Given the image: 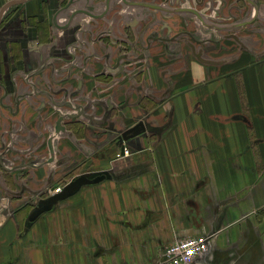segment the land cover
Listing matches in <instances>:
<instances>
[{
    "label": "crops",
    "instance_id": "0c3cea01",
    "mask_svg": "<svg viewBox=\"0 0 264 264\" xmlns=\"http://www.w3.org/2000/svg\"><path fill=\"white\" fill-rule=\"evenodd\" d=\"M107 1L27 0L0 23V264H157L200 235L209 249L196 264H264V0H133L196 9L210 26L257 14L234 28L251 33L231 35ZM78 10L99 17L71 19ZM80 168L68 183L107 177L23 219L19 186Z\"/></svg>",
    "mask_w": 264,
    "mask_h": 264
},
{
    "label": "water",
    "instance_id": "95a60500",
    "mask_svg": "<svg viewBox=\"0 0 264 264\" xmlns=\"http://www.w3.org/2000/svg\"><path fill=\"white\" fill-rule=\"evenodd\" d=\"M27 0H12L10 2H8L7 4H5L3 6V8L0 10V23L4 17L5 11L12 5L14 4H18V3H22L25 2ZM127 3L134 5V6H143L145 4L143 3H139V2H131L130 0H126ZM110 4V0L107 1V5ZM147 6H150V4H147ZM179 12H190L193 13L195 15H197L200 20L207 26H209L211 24L210 20L205 17L204 15H201L197 10L192 9V8H182L178 10ZM81 13H85L88 14L90 16H94V17H99V15L92 13L90 11L87 10H78L75 11L72 16L71 19L75 18L77 15L81 14ZM103 14H101L100 16H103ZM257 14H251L248 20H243V21H238V22H233V23H229V24H221V25H213L214 28L217 29H221V30H230L233 29L235 27H242L247 23L252 22ZM66 26V25H65ZM63 26V27H65ZM56 132L59 133L60 131H64L65 128L62 125V118L60 117L57 120L56 123ZM142 128L141 127H137L135 128V131L133 133L134 136L140 134L142 132ZM49 147L51 150V153H54V148H53V143H52V139L49 140ZM125 154V146L123 145L121 147V154L120 155H124ZM106 174L104 173H99V174H81L79 176L74 177L69 183H67L59 192H55L52 195L48 196L47 198H42L40 199V201L38 202L37 207L29 214L28 216V222L29 223H33L35 222L39 217H41L43 214L51 212L56 205H58L60 202L67 200L71 197H73L74 195H76L84 186L87 185H93V184H97L100 183L101 181L106 179ZM2 220L0 219V222Z\"/></svg>",
    "mask_w": 264,
    "mask_h": 264
},
{
    "label": "rangeland",
    "instance_id": "374dc122",
    "mask_svg": "<svg viewBox=\"0 0 264 264\" xmlns=\"http://www.w3.org/2000/svg\"><path fill=\"white\" fill-rule=\"evenodd\" d=\"M201 1V0H200ZM247 1V0H246ZM250 4H251V6H252V8H253V10L255 9L254 8V5H253V3L252 2H250ZM198 5H200V4H198ZM197 5V6H198ZM198 8H199V10H201L202 12L204 11V10H206V12L207 13H211V14H213V15H215L216 13H215V9L214 10H208V9H204L203 8V4H201L200 5V7L198 6ZM217 15H219L218 13L214 16V17H216ZM230 16H232V19H235V15H230ZM246 17H248V14H246L244 17H242V16H239L238 18H240L241 20L242 19H244V18H246ZM195 18V17H194ZM217 19H216V21H219L220 20V18L217 16L216 17ZM229 20H232L231 18H228ZM240 19H238V20H240ZM200 22V21H199ZM217 23H219V22H217ZM207 28V27H206ZM210 28V30H208V29H206V30H208L210 33H219V34H225V33H227V34H232V33H244V34H249L248 32H250V28H244V30L243 31H240V30H236V29H233V30H229V31H219V30H217L216 28H214V27H209ZM251 33V32H250ZM229 38H232V37H230V36H228ZM235 38V37H234ZM235 42L236 43H238V44H240V45H247V44H244V43H242V42H240V39L238 40V41H236L235 40ZM212 43L213 44H215L216 43V41L213 39V41H212ZM57 154V155H56ZM57 158H59L60 157V153L59 152H57L56 153V151H55V154H54ZM51 156V154H50V152H49V150H48V154H47V157H50ZM96 159L95 158H92V157H89V158H86V156L85 157H83V158H81V159H79L78 161H77V164H84V163H86L85 165H83L84 166V171H91L92 169H94V167H95V163H96V161H95ZM82 162V163H81ZM75 170V169H74ZM74 170H71V171H69V170H66V171H68V173L70 174H67V176H62V175H59L58 173H59V171L60 170H54L53 169V175H52V178L48 181V179H46L47 181H46V183H45V185H37V187H36V190H34V191H32V190H30V189H32L31 187H33V186H27V187H30L28 190L27 189H24V190H21L22 189V185L21 186H19V192L20 193H27L28 191H29V199H27L26 201L27 202H24V203H22L21 205H20V210L22 209V210H26V215L23 217V219L24 220H26L27 221V217H28V215H29V213L30 212H32V210H33V206H35L36 205V202L39 200V198L40 197H42V196H45V197H47V196H49V195H51V193L50 192H54L55 190H57V189H61V188H63L67 183H68V181L72 178V176L73 175H75L76 173H79V171L81 170V168L77 171V172H75ZM16 171V170H15ZM28 170H25V172H27ZM66 171H64V172H66ZM74 171V172H73ZM56 174V175H55ZM58 174V175H57ZM16 187V186H15ZM21 187V188H20ZM42 187V188H41ZM15 189H17V188H15ZM18 190V189H17ZM21 190V191H20ZM37 207V206H36ZM59 207V205H56L55 206V208L57 209ZM51 213H53V212H51ZM51 213H48V214H51ZM26 218V219H25ZM158 260H159V258H157V260H156V262H157V264H158Z\"/></svg>",
    "mask_w": 264,
    "mask_h": 264
},
{
    "label": "built area",
    "instance_id": "2783aa9c",
    "mask_svg": "<svg viewBox=\"0 0 264 264\" xmlns=\"http://www.w3.org/2000/svg\"><path fill=\"white\" fill-rule=\"evenodd\" d=\"M61 189H57L56 192ZM209 241L210 236L200 235L170 244L164 249L158 264H196L198 259L208 251Z\"/></svg>",
    "mask_w": 264,
    "mask_h": 264
},
{
    "label": "flooded vegetation",
    "instance_id": "af4514ba",
    "mask_svg": "<svg viewBox=\"0 0 264 264\" xmlns=\"http://www.w3.org/2000/svg\"><path fill=\"white\" fill-rule=\"evenodd\" d=\"M124 1V3L126 4V5H128V6H134V5H131V4H129V3H127L126 2V0H123ZM131 2H139V3H143V4H145V5H143V6H147V4H150V6H151V8H157V9H161V10H164V11H167V12H172V13H176V14H182V13H188V14H192L193 16H196V17H198L197 15H195V14H193V13H190V12H179L178 10L179 9H182V7H179V8H176V9H171V8H167V7H163V6H160V5H154V4H152V3H146V2H144V1H133V0H130ZM143 6H135V7H143ZM184 9H186V8H184ZM193 9V8H192ZM196 10V9H195ZM198 11V10H197ZM199 12V11H198ZM101 15V14H100ZM201 15H203V14H201ZM205 16V15H204ZM206 17V16H205ZM137 19V18H136ZM198 19L200 20V18L198 17ZM138 20V19H137ZM136 20V21H137ZM135 20L132 22H128L127 24H126V28H129L130 30H133L134 29V27L136 26V24H137V22H136ZM53 22H54V20H53ZM200 22H202L201 20H200ZM237 22V21H236ZM203 23V22H202ZM69 24V23H68ZM68 24H66V26L68 25ZM204 24V23H203ZM221 24H226V23H216V24H213V25H221ZM54 25L55 26H58L57 24H55V22H54ZM205 25V24H204ZM208 26V27H214V26ZM205 26H207V25H205ZM61 27V26H60ZM217 29V28H216ZM234 29V28H233ZM217 30H221V29H217ZM231 30V29H230ZM221 31H224V30H221ZM135 45V44H134ZM136 46H137V44H136ZM142 53V52H141ZM141 53L139 54V58H143V56L141 55ZM109 101H110V99H108V102H107V104L109 103ZM109 106V105H108ZM107 112L109 113L110 112V110H107ZM139 127H141L142 129H143V126L140 124V125H138ZM137 126V127H138ZM134 131H135V128L133 129V130H131V132L129 133V134H126V136H131L133 133H134ZM125 146V151H126V145L125 144H122L121 145V147L122 146ZM121 150V149H120Z\"/></svg>",
    "mask_w": 264,
    "mask_h": 264
},
{
    "label": "bare ground",
    "instance_id": "6f19581e",
    "mask_svg": "<svg viewBox=\"0 0 264 264\" xmlns=\"http://www.w3.org/2000/svg\"><path fill=\"white\" fill-rule=\"evenodd\" d=\"M216 24V23H215ZM218 24V23H217Z\"/></svg>",
    "mask_w": 264,
    "mask_h": 264
}]
</instances>
